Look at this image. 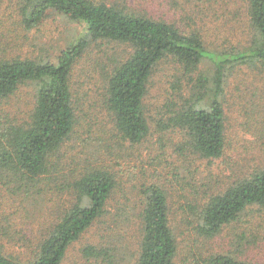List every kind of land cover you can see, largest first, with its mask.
I'll return each instance as SVG.
<instances>
[{
	"label": "trees",
	"instance_id": "obj_1",
	"mask_svg": "<svg viewBox=\"0 0 264 264\" xmlns=\"http://www.w3.org/2000/svg\"><path fill=\"white\" fill-rule=\"evenodd\" d=\"M246 1L249 39L214 49L199 30L186 32L173 23L131 12L123 5L94 0H22L20 12L25 28H38L51 15H57L77 26L79 33L54 61L0 58V103L23 85L35 88L33 107L25 120H0V183L7 188L13 184L16 194L34 200L31 193L51 190L61 178L75 198L37 242L32 257L14 258L0 249V264H61L69 247L107 217L120 178L98 160L114 154L113 141L121 152L126 150V143L134 146L146 139L150 130L145 106L149 81L166 60L177 64L187 83L174 88L170 102L155 120L157 131L178 135L175 153L179 157L217 160L224 155L226 84L238 69L264 70V0ZM94 42L128 49L124 58L113 60L106 76L103 103L112 117L111 141L102 146L98 138L90 161L78 160L79 169L70 167L65 174L60 169L67 164L61 149L78 125L72 101V71ZM204 61L211 65L208 75L200 71ZM230 183L205 202L188 208L197 236L212 239L250 207L264 209V163ZM138 193L142 198L136 213L140 239L134 264H174L178 245L165 190L156 184H141ZM122 216V223H127V212L122 211ZM116 252V248L89 245L82 255L101 260L102 264H118ZM200 258V264H264L228 254Z\"/></svg>",
	"mask_w": 264,
	"mask_h": 264
},
{
	"label": "rangeland",
	"instance_id": "obj_2",
	"mask_svg": "<svg viewBox=\"0 0 264 264\" xmlns=\"http://www.w3.org/2000/svg\"><path fill=\"white\" fill-rule=\"evenodd\" d=\"M123 5L131 12L175 24L183 31L199 30L209 47L217 49L248 40L246 0H94ZM22 0H0V58H33L54 61L79 33L77 26L51 15L35 29L22 23ZM121 45L94 42L76 63L71 76L72 101L78 119L75 132L62 147L67 162L62 172L79 169L78 160L87 159L98 138L110 143L112 117L103 98L107 72L113 60L124 58ZM200 71L208 75L211 65L204 61ZM197 73V72H196ZM187 81L177 64L166 60L152 75L145 106L150 130L139 145L98 161L117 173L120 188L109 201L108 215L88 229L68 249L61 264H102L83 257L86 246L116 248L118 264H134L140 239L137 212L141 209L139 186L156 184L168 198L170 224L178 245L174 264H200V257L228 254L239 260L264 263V209L250 207L234 223L212 239L195 233L189 207L203 203L211 194L223 191L235 178L264 163V70L241 68L225 87L226 149L217 160L179 157L175 153L178 135L157 131L155 120L174 88ZM34 86L23 85L9 100L0 103V120H25L34 103ZM164 112V111H163ZM102 159V160H101ZM69 166V167H68ZM60 169L58 171L60 172ZM55 174V173H54ZM59 178L51 190L31 193L34 200L16 194L15 185L0 183V249L14 258H29L37 242L45 237L60 213L74 202L71 189ZM118 180V179H117ZM129 199V200H128ZM127 212L128 222L122 223ZM118 214V216L116 215Z\"/></svg>",
	"mask_w": 264,
	"mask_h": 264
}]
</instances>
